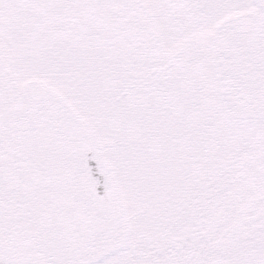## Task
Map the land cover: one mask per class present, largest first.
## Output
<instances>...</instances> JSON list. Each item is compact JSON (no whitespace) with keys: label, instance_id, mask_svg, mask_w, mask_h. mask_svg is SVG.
<instances>
[{"label":"snow or ice","instance_id":"obj_1","mask_svg":"<svg viewBox=\"0 0 264 264\" xmlns=\"http://www.w3.org/2000/svg\"><path fill=\"white\" fill-rule=\"evenodd\" d=\"M0 264H264V0H0Z\"/></svg>","mask_w":264,"mask_h":264}]
</instances>
